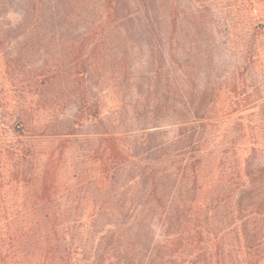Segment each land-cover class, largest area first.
<instances>
[{
    "label": "trees",
    "instance_id": "16d2710c",
    "mask_svg": "<svg viewBox=\"0 0 264 264\" xmlns=\"http://www.w3.org/2000/svg\"><path fill=\"white\" fill-rule=\"evenodd\" d=\"M177 7L0 0V264H264V0Z\"/></svg>",
    "mask_w": 264,
    "mask_h": 264
},
{
    "label": "rangeland",
    "instance_id": "374dc122",
    "mask_svg": "<svg viewBox=\"0 0 264 264\" xmlns=\"http://www.w3.org/2000/svg\"><path fill=\"white\" fill-rule=\"evenodd\" d=\"M178 4L179 14L178 35L183 31L180 22L194 20L196 10L204 9V19L209 22L207 33L218 39V52L215 56V64L222 68L229 64L242 62L241 51H243L245 40L250 33V18L252 13L246 12V4L253 0H175ZM253 9V5H250ZM195 13V14H194ZM207 14V15H205ZM264 24V20L262 21ZM247 24V25H246ZM264 30V27H263ZM264 57V55H263ZM117 99H107V106L115 105Z\"/></svg>",
    "mask_w": 264,
    "mask_h": 264
}]
</instances>
